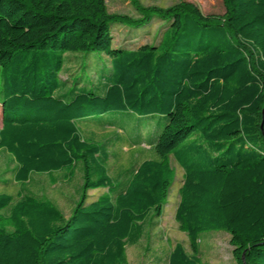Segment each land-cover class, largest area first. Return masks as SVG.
<instances>
[{
    "label": "trees",
    "instance_id": "obj_1",
    "mask_svg": "<svg viewBox=\"0 0 264 264\" xmlns=\"http://www.w3.org/2000/svg\"><path fill=\"white\" fill-rule=\"evenodd\" d=\"M222 2L220 18L185 3L136 7L133 21L108 15L106 0H0V151L12 180L82 179L67 218L42 195L0 192V264H128L127 246L162 215L170 157L183 170L175 221L192 253L177 244L167 264H203L198 243L217 231L238 264H264V0ZM154 18L166 23L158 44L113 46L112 25ZM68 54L83 57L71 85L60 78ZM102 55L109 67L91 82L86 58ZM91 126L126 132L155 158L114 180Z\"/></svg>",
    "mask_w": 264,
    "mask_h": 264
},
{
    "label": "rangeland",
    "instance_id": "obj_2",
    "mask_svg": "<svg viewBox=\"0 0 264 264\" xmlns=\"http://www.w3.org/2000/svg\"><path fill=\"white\" fill-rule=\"evenodd\" d=\"M190 3L197 7L204 16L220 18L225 8L222 0H106L108 15L128 18L133 21L142 20V15L136 7L164 11ZM166 23L154 18L151 23L140 29H133L121 24L111 26L113 46L127 49H137L142 45H156L161 39ZM100 62H99V61ZM83 61L81 55H66V63L60 74L62 81L68 85L73 77L80 73ZM103 63L109 67V59L105 56L86 58V73L91 82L97 80L96 69ZM1 127V121H0ZM85 134L94 135V139L104 143L110 153L108 162L109 175L114 180H119L121 173L144 160L155 158L153 150L146 144L134 145L133 138L126 132L115 128H96L94 126L85 129ZM170 165L174 169V179L168 193L167 202L163 206L162 215L155 218L154 225L146 227V232L140 242L135 246H127L126 256L128 264H167L168 255L175 245L180 244L186 253L191 254L188 237L180 232L175 221V211L179 203V189L183 182V170L173 157H170ZM14 164L10 156L0 151V192L7 193L15 199L23 190L42 195L50 200L67 218L74 209L81 187V175L76 173L72 180L64 181L61 174H54L57 183L52 184L48 175H32L29 183L18 184L12 180L11 171ZM106 192L104 189L88 191L86 204L95 200ZM230 235L224 231L208 232L201 236L198 243V257L203 264H238L232 256Z\"/></svg>",
    "mask_w": 264,
    "mask_h": 264
},
{
    "label": "water",
    "instance_id": "obj_3",
    "mask_svg": "<svg viewBox=\"0 0 264 264\" xmlns=\"http://www.w3.org/2000/svg\"><path fill=\"white\" fill-rule=\"evenodd\" d=\"M262 113H264V109H263ZM261 129H262V124H261ZM242 261H243V264H245L243 257H242Z\"/></svg>",
    "mask_w": 264,
    "mask_h": 264
}]
</instances>
